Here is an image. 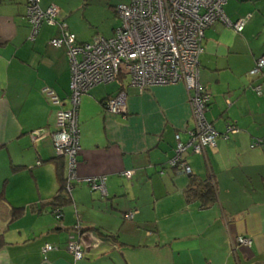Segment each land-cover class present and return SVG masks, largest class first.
Returning <instances> with one entry per match:
<instances>
[{
  "label": "crops",
  "instance_id": "1",
  "mask_svg": "<svg viewBox=\"0 0 264 264\" xmlns=\"http://www.w3.org/2000/svg\"><path fill=\"white\" fill-rule=\"evenodd\" d=\"M129 1L40 0L42 10L59 9L60 25L31 36L27 0H0V195L8 210L23 211L15 219L0 212V264H264V68L249 74L264 54V0H227L225 15L245 19L241 33L220 22L204 33L199 80L219 136L202 154L187 150L190 175L169 161L195 129L193 92L182 83L139 92L122 76L82 97L76 178L68 181L69 160L56 157L51 134L57 111L71 108V68L66 50L49 42L61 24L80 43L112 37L121 24L115 7ZM120 92L125 110L112 114L104 103ZM88 178H103L105 195ZM61 179L69 203L57 219ZM205 180L217 199L207 210L186 197L191 181ZM69 240L80 243L82 260L67 251ZM48 244L57 249L43 253Z\"/></svg>",
  "mask_w": 264,
  "mask_h": 264
},
{
  "label": "built area",
  "instance_id": "2",
  "mask_svg": "<svg viewBox=\"0 0 264 264\" xmlns=\"http://www.w3.org/2000/svg\"><path fill=\"white\" fill-rule=\"evenodd\" d=\"M40 0H27L26 20L32 27L31 36L41 25H56L59 9L51 5L40 8ZM227 0H131L128 5L116 8L121 20L110 38L96 37L92 42L79 43L75 34L61 24V34L50 40L53 48H64L71 68L70 103L71 108L59 109L56 113V131L51 140L56 157L69 160V180L76 178V157L80 151V129L78 110L82 97L99 84H108L119 76L128 77L131 86L143 92L153 86H165L182 83L193 92L189 97L192 117L196 124L187 143H178L176 156L169 164L173 167L183 160L184 153L191 149L202 154L207 148L216 147L218 133L205 117L211 102L210 94L205 91L199 80L198 60L203 52L202 41L206 29L215 22L224 24L239 34L245 25V19L232 22L224 13ZM60 25V24H58ZM264 68V54L257 60L250 71L251 76L259 75ZM255 91L260 95V88ZM43 93L55 106H60V99L49 88ZM125 94L120 92L115 98L106 101L105 108L112 114L125 110ZM229 132L236 130L230 127ZM39 135V133H37ZM178 139V137H177ZM260 143V142H259ZM258 143H254L255 146ZM181 169L190 175L191 171L183 162ZM133 171H126L123 176L131 179ZM92 190L105 195L103 178L85 179ZM69 186V185H68ZM67 190H70V186ZM56 209V218H60ZM131 220L133 214L125 216ZM241 245H249L247 238H238ZM53 245H44L43 253L55 251ZM67 251L75 261L83 258L80 243L69 240Z\"/></svg>",
  "mask_w": 264,
  "mask_h": 264
},
{
  "label": "trees",
  "instance_id": "3",
  "mask_svg": "<svg viewBox=\"0 0 264 264\" xmlns=\"http://www.w3.org/2000/svg\"><path fill=\"white\" fill-rule=\"evenodd\" d=\"M131 1V0H130ZM130 1L128 3H120L118 4L116 7H115V12H116V8L119 6V5H122V4H126L128 5L130 3ZM224 11V10H223ZM117 14V12H116ZM118 16V14H117ZM119 18V16H118ZM120 19V18H119ZM121 21V20H120ZM232 22H236V21H232ZM224 25V24H223ZM121 26V24H120ZM119 26V27H120ZM118 27V28H119ZM117 29V28H116ZM115 29V30H116ZM244 29V28H243ZM243 31V30H242ZM241 31V32H242ZM71 32V31H70ZM115 32V31H114ZM240 32V33H241ZM72 33V32H71ZM76 36V35H75ZM96 38V37H95ZM78 41V40H77ZM92 42V41H91ZM80 43V42H79ZM85 43H89V42H85ZM257 76V75H256ZM122 78V76H119L117 79H120ZM114 82V81H113ZM99 85H102V84H99ZM119 94V93H118ZM117 94V95H118ZM115 95L114 98L117 96ZM113 98V97H112ZM111 99V98H110ZM109 100V99H107ZM106 100V101H107ZM106 101L104 103V105L106 104ZM211 104V102H210ZM209 104V106H210ZM208 106V107H209ZM208 149V148H207ZM190 152H192L191 149H189ZM186 153H184L183 155V160L179 161V163L175 166H171V168H175V169H181V166L180 164L181 163H185V160H184V156H185ZM61 184H60V190H59V194L58 196L54 199V203L53 204V209H54V214H56V208L58 209L59 206H62V205H65L66 203H69V198H68V192L66 191V181L65 180H60ZM186 197L188 199H192V200H198L200 202V205H201V209H209L211 208L212 206H214V204L216 203V191H215V187L213 185V183L209 180H205V181H199V183H196L195 181H191V184L189 186V189L187 191V195ZM191 200V201H192ZM3 208V209H1ZM5 210L6 212V215H7V218L9 217V219H15V218H19L21 215H22V209H11V210H8L5 206V202H4V198L2 195H0V212ZM8 212V213H7ZM0 242H1V238H0Z\"/></svg>",
  "mask_w": 264,
  "mask_h": 264
},
{
  "label": "rangeland",
  "instance_id": "4",
  "mask_svg": "<svg viewBox=\"0 0 264 264\" xmlns=\"http://www.w3.org/2000/svg\"><path fill=\"white\" fill-rule=\"evenodd\" d=\"M243 246H249V245H243ZM82 259H83V258H82ZM82 259H81V260H82Z\"/></svg>",
  "mask_w": 264,
  "mask_h": 264
}]
</instances>
